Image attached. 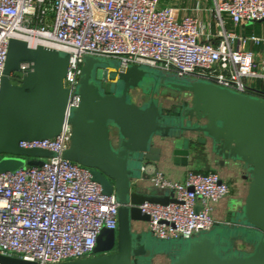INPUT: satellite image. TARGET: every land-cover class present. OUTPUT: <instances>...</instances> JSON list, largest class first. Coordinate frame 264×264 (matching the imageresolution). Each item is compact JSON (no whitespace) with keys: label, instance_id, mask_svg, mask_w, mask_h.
<instances>
[{"label":"water","instance_id":"obj_1","mask_svg":"<svg viewBox=\"0 0 264 264\" xmlns=\"http://www.w3.org/2000/svg\"><path fill=\"white\" fill-rule=\"evenodd\" d=\"M22 71L20 85L11 74ZM69 68L66 53L11 39L0 85V173L16 172L41 162L22 158H54L44 150H23L22 141L57 137L71 127L63 159L92 170L107 195L114 194L117 231L102 230L93 257L60 264H264V96L241 94L209 81L181 78L145 66L121 68L108 59L86 57L75 95L68 108L64 82ZM141 91L140 104L131 93ZM188 100L182 111L164 114L155 97ZM194 121V122H193ZM200 135L209 141L219 165L233 164L245 172L248 190L238 213L229 223L189 239L161 240L148 231L133 230L148 223L138 206L175 202L172 192L134 187L142 181L145 164L161 161L162 149L154 140H170L172 163L187 166L190 140ZM0 264H37L0 256Z\"/></svg>","mask_w":264,"mask_h":264},{"label":"built area","instance_id":"obj_2","mask_svg":"<svg viewBox=\"0 0 264 264\" xmlns=\"http://www.w3.org/2000/svg\"><path fill=\"white\" fill-rule=\"evenodd\" d=\"M178 11L165 0H0V85L11 39L69 56L64 82L69 109L79 104L74 93L86 57L117 60L122 69L145 66L202 79L241 94H248L246 80L264 79L244 51L247 40L264 41L237 37L224 26L225 16L235 26L264 21V0H213L214 35L205 34L194 17L178 19ZM28 67L20 64L11 83L20 85ZM70 137L65 124L53 139L20 142V149L55 157L22 158L41 165L0 173V256L37 264L80 261L93 257L102 230L117 231L115 195L103 192L91 169L63 159ZM141 171L152 190L172 192L175 200L138 206L155 238L189 239L220 222L214 218L216 205L230 189L218 175L189 172L183 182H175L150 163Z\"/></svg>","mask_w":264,"mask_h":264},{"label":"crops","instance_id":"obj_3","mask_svg":"<svg viewBox=\"0 0 264 264\" xmlns=\"http://www.w3.org/2000/svg\"><path fill=\"white\" fill-rule=\"evenodd\" d=\"M165 4H168L169 6H172L175 9L179 10L176 15L178 19H182L185 16L194 17L198 19V21L205 27V34H210V35L216 34V26L210 12V10L213 7V0H165ZM224 21H225L224 24L225 29L228 32L234 33L237 37L246 38V39L250 37H256L264 41V21L249 25H240V26L233 25L230 19L226 16L224 17ZM213 42L214 44L218 43L217 40H214ZM232 48L233 50H236L238 48V45L235 43L232 46ZM244 51L250 56L251 60L257 65L258 72L260 74H264V70H263L264 42L255 45L250 40H247L244 45ZM245 83L249 94L264 96L263 78L248 79L245 81ZM154 146L156 148L162 149L161 161L160 163L156 164L155 167L159 171H161L168 179L175 182H183L186 178V175L189 172H193L191 169L193 166L192 165L193 158L195 159L196 156L195 155L193 157L195 151L193 153V150L192 149L190 150L189 161L187 166H181V165L176 166L173 165L171 158L172 150H173L172 141L170 140L161 141L160 139H155ZM134 187H141L142 189L147 191L152 190L147 176H145V178L142 181L135 182ZM233 195L234 196L241 195V187L239 185H236V189L233 192ZM133 230L137 232L147 231V223H134ZM159 262L160 264L162 262L168 263V261L164 258L156 259L155 264H158Z\"/></svg>","mask_w":264,"mask_h":264},{"label":"rangeland","instance_id":"obj_4","mask_svg":"<svg viewBox=\"0 0 264 264\" xmlns=\"http://www.w3.org/2000/svg\"><path fill=\"white\" fill-rule=\"evenodd\" d=\"M111 62L119 63L117 60L110 59ZM120 64V63H119ZM159 71V70H158ZM132 100L135 104H139V92L137 90L133 91L131 93ZM188 136V135H187ZM193 141V146H191L190 150H193V157L195 156V159L193 158L192 161V171L196 173H214L218 175L229 187L230 191H235V185L241 186L240 176L242 173L236 169L232 164H226L224 166L218 165L217 161L219 160L216 156H214L211 152V144L209 141H207L204 145H200L198 141L196 140L195 136L189 135ZM191 154V155H192ZM192 157V156H191ZM237 173V176L232 180L231 174L232 172ZM245 194L246 190L248 188V184L245 183ZM244 194V193H243ZM227 199L222 200L219 204L216 205V211L214 213V218L218 221H221L223 223H227L228 220L225 219V201ZM160 264V262L158 263ZM161 264H168L166 262H162Z\"/></svg>","mask_w":264,"mask_h":264},{"label":"flooded vegetation","instance_id":"obj_5","mask_svg":"<svg viewBox=\"0 0 264 264\" xmlns=\"http://www.w3.org/2000/svg\"><path fill=\"white\" fill-rule=\"evenodd\" d=\"M139 92V104H140V97H141V91L137 90ZM156 99H158V104L159 106H161L163 108V113L164 114H169V115H174V111H182L183 109V105L187 102L188 98L185 95H181L177 100H173L171 98H163L161 96H157L155 97ZM194 122V121H193ZM192 136L194 135L196 140L198 141V143H200V145H204L205 142H203V138L200 135L197 134H191ZM187 137V139L190 140V144L193 145V141L194 139H192L189 136H185ZM219 162V160L217 161V163ZM219 165V163H218ZM234 166L236 169H238L242 175L240 176V181H241V195L239 196H234L232 194V191H230L229 196L226 198L227 200L225 201V219H229L230 216L232 214L238 213L240 208L242 207V204L245 200V186L244 184L247 183L248 181L245 179V172L237 167L236 165H232ZM237 176V173H235L234 171L231 174V179L233 180L235 177ZM236 188V185H235ZM247 191V190H246ZM244 193V194H243ZM227 223H229V220L227 221Z\"/></svg>","mask_w":264,"mask_h":264}]
</instances>
